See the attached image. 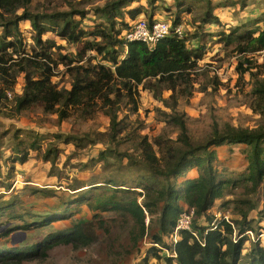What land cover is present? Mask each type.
<instances>
[{
	"label": "trees",
	"instance_id": "1",
	"mask_svg": "<svg viewBox=\"0 0 264 264\" xmlns=\"http://www.w3.org/2000/svg\"><path fill=\"white\" fill-rule=\"evenodd\" d=\"M35 1L0 0V113L21 76L24 79L23 92L14 95L16 112L41 107L44 113L56 114L60 121L70 118L74 113H80L86 118L92 117L97 111L107 115L110 130L108 138L103 139L116 146L127 142L134 152L119 151L116 146L108 147L90 162L103 161L107 164L109 157L121 162L127 159L129 165L139 169L136 184H118L126 176L124 173L109 176L92 189L84 191L80 199L93 195L94 202H90L92 209L125 212L141 227V237L147 228L145 218H149L152 226L157 225V231L152 234L156 244L166 245L164 236H172L178 218L186 207L193 208L197 218L204 216L213 222L209 211L216 201L234 195L237 188L243 187L244 194L224 202L233 205L234 214L240 218L230 220L227 217L217 221L214 226H199L193 219L191 230H181L173 246H167L173 252L172 256L167 257V262L264 264V246L259 237L251 242L250 250L243 253L245 243L249 240L245 233L255 230L249 219L250 213L257 208V202L248 195L264 186V79L252 73L254 85L251 107L261 117L255 126L243 127L216 121L208 137L203 140L194 139L190 135L185 114L177 111V104L181 97H189L195 90L199 60L202 57L201 48L190 49L187 39L179 38L175 33L161 39L153 47L142 41L129 42L124 37V32L131 28L132 22L140 15L149 16L151 21L155 19V11L160 8L159 0H147V5L140 0H105L103 5L93 4V0H37L32 8ZM174 1L178 17L184 11L192 12L193 4L198 1L206 8L200 18V25L222 23L215 10L224 6V2ZM90 12L100 19L93 22V27L85 24ZM22 23L29 24L28 30L33 40L29 48L21 29ZM179 25V19L176 18L173 27ZM48 33L55 34L68 44L78 45L77 53L65 54L62 44L53 38H44ZM219 35V41L226 47H232L238 54H255L264 49V29L244 30L235 27ZM91 52H97L102 59L95 62L96 56H88ZM245 60L251 64L249 58ZM60 65L65 66L72 77L70 88L60 87L53 80ZM241 69L244 74L250 68ZM148 80L150 82L146 83ZM141 84L152 90L156 98L161 97L165 90L171 92L172 101L164 100V103L170 105L174 112L163 113L167 124L176 126L179 132L175 140H164V136H161L157 140L158 150L146 135L137 132L139 127H130L126 118L118 116L124 101L134 111L138 110V87ZM22 133L23 130L19 129L13 161L25 163L29 159L30 150H40L42 136L30 131L29 135L34 138L27 143L19 136ZM55 137L61 138V135ZM65 140L79 143L78 138L72 135ZM226 144L245 145L248 164L243 172L232 175L218 169V148ZM57 155L58 149L48 147L44 158L54 162ZM191 169H196L198 175L188 177ZM134 174L127 175L133 177ZM11 175L12 171L8 178ZM15 206L13 200L3 202L0 205V216L8 215ZM71 213L73 207L65 206L59 214L54 212L36 216L33 220L24 219L22 224L14 225L7 220L0 225V236L13 239L16 231L51 226L58 215ZM17 216L23 217L19 214ZM235 232L238 236L236 233L234 238ZM88 242V235L79 225L61 231L51 230L32 244H0V264L44 258L58 245L79 246ZM149 251L153 256L159 252L155 246ZM135 264H149V259L146 256Z\"/></svg>",
	"mask_w": 264,
	"mask_h": 264
},
{
	"label": "rangeland",
	"instance_id": "2",
	"mask_svg": "<svg viewBox=\"0 0 264 264\" xmlns=\"http://www.w3.org/2000/svg\"><path fill=\"white\" fill-rule=\"evenodd\" d=\"M37 0L33 4L35 7ZM93 4L103 5L105 0H93ZM147 5V0H140ZM215 4L226 3L215 10V14L222 21L221 24H201V16L205 13L202 2L193 4L192 12L184 11L179 17L174 0H159V9L155 11L154 18L174 22L179 19L183 27L185 39L190 49L201 48L202 57L199 60V72L196 75L195 90L189 97L178 100L177 111L185 114V119L192 138L203 140L212 131L213 124L225 122L236 126L253 127L260 120V114L253 111L252 88L254 79L252 73L264 79V53L238 54L232 47H226L219 41L221 32H230L235 27L245 29H264V0H213ZM92 6V5H91ZM151 14V13H150ZM96 18V19H95ZM151 21L150 17H146ZM98 19L90 12L85 19L88 27H93ZM93 24V25H92ZM28 23H22L28 48L33 42ZM1 30V29H0ZM1 32V31H0ZM219 33V34H218ZM44 38H53L58 44L64 46L65 54H76L78 45L68 44L53 33H48ZM96 56L94 61L101 60L97 52L88 53ZM245 58L251 60L248 64ZM105 62V60H102ZM251 66V67H250ZM241 68H250L244 74ZM54 76V82L60 87H71L72 77L67 68L60 65ZM152 80V79H151ZM150 80L146 81V83ZM24 79L19 77L14 92H11L9 101L6 102L3 112L0 113V163L2 174L0 176V205L8 200H13L16 206L8 215L0 216V225L5 222L22 224L24 219L33 220L36 216L61 212L65 206L73 207V213L63 216L58 215L51 226L33 228L29 231L22 229L14 233L13 239L0 236V244L19 246L32 244L40 240L51 230H65L79 225L89 237V242L84 245H58L50 250L44 258H31L16 264H135L146 256L149 264H168L167 257L173 253L169 246H173L174 238L164 236L163 244H156L152 234L157 231V225L150 223L145 218L146 231L140 235V226L136 221L123 211L94 210L90 198L80 199L81 194L92 189L109 176L126 174L118 184L133 186L136 184L138 167L129 165L127 159L122 162L109 157V162L99 161L91 163L92 158L99 157L102 150L115 147L108 143L107 133L110 130V119L102 111H97L90 118L74 113L70 118L60 121L56 114L44 113L41 107H34L22 112L14 109V95L23 92ZM139 107L134 111L132 106L124 101L118 112L119 118H126L130 127L137 129L138 133L146 135L158 150L157 140L164 136L165 139L175 140L179 129L168 125L163 112H174L165 105L164 100L171 99V92L165 90L161 97L156 98L153 91L145 88L143 84L138 87ZM172 100H170L171 102ZM23 130L22 135L27 143L34 136L28 132H36L42 136L40 150H30L29 159L25 163L14 162L13 158L18 145V130ZM61 138H56V135ZM104 134V135H103ZM78 138L79 143L67 142V136ZM105 140V141H104ZM79 144V145H78ZM48 147L58 149L54 162L44 158ZM119 151L129 150L134 152L127 142L116 146ZM245 145H223L218 148L219 159L216 163L219 170H226L232 175L243 172L248 164ZM135 154H138L135 152ZM88 164V165H84ZM12 171L11 178H8ZM129 173L134 174L130 177ZM191 174H194L191 172ZM197 175V173H195ZM122 181V182H121ZM90 188V189H89ZM264 186L259 191L249 194V198L257 202V208L250 213V220L254 231L245 233L248 241L245 243L243 253L251 248V242L258 239L264 246ZM244 194L243 187L235 190L234 195L216 201L209 211V222L206 217H194L199 226H214L224 218L230 220L240 218L233 212V205L224 202ZM182 205L184 203L180 201ZM187 208V207H186ZM23 217H19L17 215ZM15 215L14 217H9ZM237 232L233 234L235 238ZM140 235V236H139ZM238 236V233H237ZM12 241V242H11ZM158 248L157 256H153L149 249ZM168 246V247H167ZM175 256V254H173ZM15 264V263H12ZM173 264H177L176 261ZM241 264H247L242 262Z\"/></svg>",
	"mask_w": 264,
	"mask_h": 264
},
{
	"label": "built area",
	"instance_id": "3",
	"mask_svg": "<svg viewBox=\"0 0 264 264\" xmlns=\"http://www.w3.org/2000/svg\"><path fill=\"white\" fill-rule=\"evenodd\" d=\"M175 33L179 38H184V30L181 25L173 27L172 22L155 18L149 21L145 16H139L132 22L131 28L124 32L127 41H142L153 47L161 39ZM264 53V49L261 51ZM11 96V94H9ZM195 211L193 208H185L178 218L177 225L171 237L176 241L180 237L181 230H191ZM227 219V218H226ZM196 236L197 233L193 232Z\"/></svg>",
	"mask_w": 264,
	"mask_h": 264
},
{
	"label": "crops",
	"instance_id": "4",
	"mask_svg": "<svg viewBox=\"0 0 264 264\" xmlns=\"http://www.w3.org/2000/svg\"><path fill=\"white\" fill-rule=\"evenodd\" d=\"M140 16H144V15H140ZM191 172L192 173H194V174H191ZM195 173H197V175H198V171L196 170V169H191L190 171H189V173H188V177H195V176H197V175H195Z\"/></svg>",
	"mask_w": 264,
	"mask_h": 264
}]
</instances>
